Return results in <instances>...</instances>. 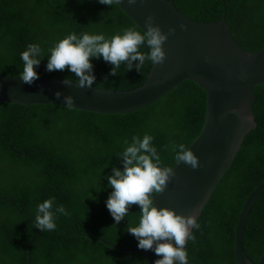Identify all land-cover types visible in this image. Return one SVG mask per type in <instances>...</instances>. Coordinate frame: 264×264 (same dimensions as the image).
I'll use <instances>...</instances> for the list:
<instances>
[{
  "label": "trees",
  "instance_id": "trees-1",
  "mask_svg": "<svg viewBox=\"0 0 264 264\" xmlns=\"http://www.w3.org/2000/svg\"><path fill=\"white\" fill-rule=\"evenodd\" d=\"M171 1L200 22H221L225 14L245 51L264 49V0ZM129 27L143 31L119 5L98 0H0V75L19 77L20 53L37 43L45 53L34 66L38 77L75 81L67 69L46 71L49 47L73 32L108 38ZM140 51L149 49L141 46ZM91 62L93 85L124 91L143 86L154 67L146 61L139 72L122 64L119 74L105 80L112 65L103 57ZM255 94L257 127L246 134L198 218L200 228L192 231L195 241L186 245L189 260L236 263L239 214L249 194L264 183V84ZM207 112V92L189 80L154 105L129 114L0 103V264H149L144 253L119 250L106 242L138 247L126 228L129 222L138 224L140 215L139 207L132 205L127 217L114 221L106 207L112 191L107 176L113 167H123L117 154L134 135H151L163 165L174 168L171 143L189 148L202 132ZM53 197V207L62 204L70 215L57 214L56 229L44 232L33 226L36 208ZM244 249L252 261L264 252V190L250 209Z\"/></svg>",
  "mask_w": 264,
  "mask_h": 264
},
{
  "label": "water",
  "instance_id": "water-1",
  "mask_svg": "<svg viewBox=\"0 0 264 264\" xmlns=\"http://www.w3.org/2000/svg\"><path fill=\"white\" fill-rule=\"evenodd\" d=\"M119 6L142 30H146L144 22L149 15L155 17L154 23L163 32L176 28L163 45L165 62L154 65L143 86L131 91L96 85L80 88L76 81L67 86L61 79L38 77L28 84L20 77L0 75V103L64 107L63 96L72 95L73 109L120 115L154 105L185 81L197 83L208 94V112L202 132L189 148L197 155L201 166L192 169L183 162L176 164L175 176L165 191L153 199L158 207H170L184 215L195 209L198 220L222 176L232 166L246 134L257 127L255 88L264 84V49L245 51L234 39L225 14L221 22H200L181 12L171 0H137L134 5L121 0ZM181 23L187 26L185 30L179 27ZM57 91L62 93L60 99L55 96ZM263 190L264 183L249 194L239 214L235 264H264V252L258 261H252L244 249L245 224L255 199ZM106 242L119 250L144 253L149 264L160 258L152 250ZM187 264L229 263L189 260Z\"/></svg>",
  "mask_w": 264,
  "mask_h": 264
},
{
  "label": "clouds",
  "instance_id": "clouds-1",
  "mask_svg": "<svg viewBox=\"0 0 264 264\" xmlns=\"http://www.w3.org/2000/svg\"><path fill=\"white\" fill-rule=\"evenodd\" d=\"M104 5H120L121 0H98ZM129 5H134L137 0H127ZM153 15L145 19L146 30L138 31L133 27L123 30L106 38L103 34L83 33L78 36L71 33L59 39L48 49L46 71L68 70L74 74L77 86L91 88L96 83L91 58L103 60L112 65L110 73L105 75L115 76L121 65L127 70L133 67L141 71L145 62L153 65L163 64L166 59L164 42L170 34H174L175 27H170L168 32H163L159 25L154 23ZM182 30L186 25L181 23ZM141 46H146L149 51H140ZM45 57L44 50L37 43L28 44L20 53L23 61V70L19 73L22 82L31 84L38 79L34 66H39ZM135 62V64H134ZM73 79L65 77L63 84L70 86ZM60 99L62 93H55ZM64 107L72 110L74 97L63 96ZM153 137L145 134L143 138L134 135L131 142L125 140L126 147L117 154L122 159L123 167H113L111 175L107 176L108 185L111 187L106 207L114 221L118 224L128 216L132 205L139 207V222L133 226L130 222L126 230L134 235L138 247L143 250H152L160 257L154 264H187L189 261L186 245L189 240L195 241L193 229H199L196 210L189 215L177 213L170 207H158L154 203V196L165 191L172 178L175 176L174 168L163 165L157 148L152 145ZM169 145L165 146L168 150ZM175 154L176 164L183 162L192 169L199 168L200 161L191 148L185 144L175 142L170 145ZM163 165V166H162ZM55 198H49L39 203L35 212L33 226L44 232L54 231L57 227L55 220L57 214L69 216L70 213L61 204L53 207Z\"/></svg>",
  "mask_w": 264,
  "mask_h": 264
}]
</instances>
